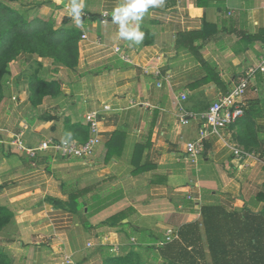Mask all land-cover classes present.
<instances>
[{
    "label": "crops",
    "instance_id": "1",
    "mask_svg": "<svg viewBox=\"0 0 264 264\" xmlns=\"http://www.w3.org/2000/svg\"><path fill=\"white\" fill-rule=\"evenodd\" d=\"M29 2L35 17L86 37L80 35L73 68L42 63L38 74L49 69L45 78L59 82L60 94L37 106L29 89L34 55L20 54L3 77L0 204L12 219L0 230V246L11 264H59L60 251L74 264H104L132 250L155 264L166 257L148 247L165 229L179 234L186 225L198 228L196 262H209L203 207L264 211L257 197L264 192V73L246 87L244 115L220 134L191 115L205 112L256 63L264 46V0H164L145 13L139 45L121 39L112 21L125 0H83L89 17L82 27L69 15L73 0ZM114 45L130 62L114 54ZM92 110L100 112V143L89 157L39 151L31 158L11 145L24 125L27 147L69 139L66 124L84 125ZM196 140L202 147L192 162L186 144ZM234 148L255 158L237 159ZM111 231L118 253L97 245Z\"/></svg>",
    "mask_w": 264,
    "mask_h": 264
},
{
    "label": "trees",
    "instance_id": "2",
    "mask_svg": "<svg viewBox=\"0 0 264 264\" xmlns=\"http://www.w3.org/2000/svg\"><path fill=\"white\" fill-rule=\"evenodd\" d=\"M20 7L8 6L0 0V101L3 96V77L8 65L20 54H32L50 58L54 64L73 68L78 57L80 31L75 27H56L51 19L28 18L27 0H14ZM30 103L39 105L45 96L60 94L57 80H45L37 74L29 82ZM245 113V112H244ZM69 140L83 142L88 137V128L81 124H66ZM264 201V192L258 194ZM264 211L253 213L242 209L225 212L216 206H205L201 211L200 224L204 226L209 262L205 264H264ZM12 219L11 210L0 204V230ZM196 225H186L179 231L177 240L160 247L164 254L163 264H198L195 259L198 234ZM190 246V247H189ZM155 251L153 246L148 247ZM168 259V260H167ZM154 261V260H153ZM0 264H11L0 246ZM104 264H153L144 260L134 250L109 257Z\"/></svg>",
    "mask_w": 264,
    "mask_h": 264
},
{
    "label": "built area",
    "instance_id": "3",
    "mask_svg": "<svg viewBox=\"0 0 264 264\" xmlns=\"http://www.w3.org/2000/svg\"><path fill=\"white\" fill-rule=\"evenodd\" d=\"M108 14L103 13V17H106ZM89 14L86 12L81 13V20L88 18ZM86 35L82 34L81 38H85ZM114 54L118 55L120 58L125 61L130 62L129 57L122 51V48L118 45L113 47ZM159 58V57H157ZM146 72V70H144ZM264 73V46L262 47L258 59L255 64L246 67L241 75L238 77L237 81L230 88V90L225 94H220L217 99L208 107V109L198 115H191L202 119L208 129L213 132L220 134L221 130L230 124L236 122L240 117L244 115L246 105L243 101V94L246 90V87L249 84V81L254 78L257 74ZM110 109L108 104L103 105V110ZM100 112L98 110H92L87 112L84 115V125L88 128V137L85 141L79 142L77 140L69 139H53L47 138L42 141L37 146L27 147L23 145L22 135L23 131L28 127L24 125L23 131L15 134L12 137L11 145L15 146L16 149L20 151H25L31 158H34L39 151H50L56 155H59L63 158H86L92 155L95 151L97 145L100 143ZM184 121V119H182ZM201 142L196 140L193 142H188L186 144V153L189 155V158L192 162H195L198 155L201 151ZM234 156L240 160H246L248 158H255L252 153H249L245 150L234 148ZM178 231L176 229L167 228L162 233L161 238L154 243L153 247L155 250H158L160 247L178 239ZM115 239L112 242V239ZM131 243L133 245L137 244L135 238H131ZM110 244L109 251L111 253H118L119 251V241L118 235L115 231L107 232L101 235L97 241V245H107ZM93 245L91 242L87 243V246ZM59 264H74L71 256L69 254L60 251V263Z\"/></svg>",
    "mask_w": 264,
    "mask_h": 264
},
{
    "label": "clouds",
    "instance_id": "4",
    "mask_svg": "<svg viewBox=\"0 0 264 264\" xmlns=\"http://www.w3.org/2000/svg\"><path fill=\"white\" fill-rule=\"evenodd\" d=\"M164 0H125L115 7L112 12V21L119 25V36L123 40L133 41L139 45L144 39V32L140 30V22L149 8L161 6ZM83 0H73L69 15L78 26H83L81 13ZM134 24V26H133Z\"/></svg>",
    "mask_w": 264,
    "mask_h": 264
},
{
    "label": "rangeland",
    "instance_id": "5",
    "mask_svg": "<svg viewBox=\"0 0 264 264\" xmlns=\"http://www.w3.org/2000/svg\"><path fill=\"white\" fill-rule=\"evenodd\" d=\"M5 1V3L8 5V6H11V7H15V8H17V7H20V4L19 3H17L16 1H14V0H4ZM30 4H32V3H30L29 2V5ZM28 5V8L30 7ZM33 8H34V6H33ZM30 9V8H29ZM35 16H34V13H32V11L31 12H29L28 13V18L29 19H32V18H34ZM35 56V55H34ZM35 58H36V60L34 61V73L33 74H40V70H39V68H43L42 67V63H44V62H48V64H47V66L48 67H52L53 66V69H55V70H57V67H61V66H57V65H55L54 64V62H53V60H51L50 58H47V57H45V58H41V57H37V56H35ZM50 63V64H49ZM47 69V68H46ZM39 70V71H38ZM49 69H47V71H45V70H43V73L44 74H42V75H44V76H42V75H39V77H41V78H43V79H45L46 80V78H45V76L46 77H48L49 76ZM51 76V75H50ZM7 255V254H6ZM60 255V254H59ZM7 257H8V255H7ZM57 257L58 258H60V256H58L57 255ZM9 259H10V257H8ZM59 263H60V259H59V261H58ZM154 263L155 264H163L162 262H159L158 261V258H154Z\"/></svg>",
    "mask_w": 264,
    "mask_h": 264
}]
</instances>
